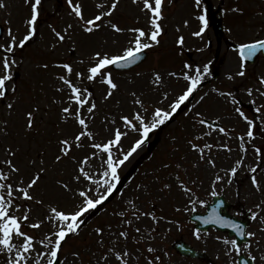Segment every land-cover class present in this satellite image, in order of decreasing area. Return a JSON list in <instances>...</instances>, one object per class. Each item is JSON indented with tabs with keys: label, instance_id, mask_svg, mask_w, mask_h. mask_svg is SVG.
Masks as SVG:
<instances>
[{
	"label": "rangeland",
	"instance_id": "rangeland-1",
	"mask_svg": "<svg viewBox=\"0 0 264 264\" xmlns=\"http://www.w3.org/2000/svg\"><path fill=\"white\" fill-rule=\"evenodd\" d=\"M228 2L227 8L231 5L242 8L243 14L237 17V25L225 22L226 37L234 42H249L254 39L264 38V0H225ZM34 3V0H32ZM77 0H73L76 3ZM82 4L85 19H91L97 14L96 4L104 3L110 5L111 0H79ZM6 8H0V22L6 26V32L0 39V44L7 45L10 42L9 29L12 35L19 40L27 32L25 19L31 14V4L26 0H5ZM150 3L153 4L152 0ZM153 7H155L153 5ZM194 6L191 0H179L172 5L164 6L162 20L160 21L163 32L160 44L147 49L149 59L141 66L128 72L112 73L114 81L119 85L118 90L114 92L113 97L108 101L102 99V95L106 91V86L99 82L89 86L87 82L81 83L80 86H89L90 90L97 100L98 109L90 129L96 133V141H103L109 136L108 129L112 127H121L122 123L119 119L120 115L130 114L133 111L131 91H136L144 101L146 106L167 107L182 91L185 85L183 79L168 77L170 71L179 72L183 68L185 61L201 65L212 61L210 65H214L219 77L212 82L204 85L198 93L195 100L190 104L192 111L186 116L185 112L181 116L176 117L172 123H168L162 129H157L150 141L159 138L154 147L149 149V145L145 144L137 153H134L125 164L120 168V176L127 170L139 164L134 179L129 182L122 195L114 197L107 204L99 208L97 213L85 223V227L81 230L80 235L70 239L63 245V254L61 260L67 257V264H73L71 252L79 251L80 259L75 264H119L115 256L109 255L107 261L102 256L110 247H113L115 236L109 235L108 226L111 225V231L119 234L123 230L121 227L122 218L116 213L128 209L129 216L131 209L127 206V201L133 200L137 208L142 212H153L157 217H164L158 224L154 223L149 216H141L138 220L133 219L131 225H124L128 231L127 240L121 239L116 245L117 251H123L127 247L130 252L129 264H146L145 257L151 255L147 248L151 246L156 249L155 255L161 256V264H237L238 251L231 248L230 245H224L217 237L228 238L226 234H212V232H200L199 237L190 232L193 223L189 221L191 213L196 211H205L206 203L211 201V192L213 191L211 184L214 175L221 170L230 169L235 162L244 155V163L238 169L236 178L233 179L231 185L225 182H219L216 185V192L224 194L229 202L232 203L230 212L233 215H241L242 210L252 209L256 211L254 205L264 199V193L257 192L251 185L250 175L248 171L250 167L260 165L258 170V178L264 181V124L260 121L256 122L255 139L252 143L261 146L262 154L257 158L253 149L249 146L246 154L239 150L238 137L247 131V123L238 116L234 111V105L230 100L213 92V88L220 89L225 92H232L236 98L245 102L255 100V107L264 105V97L253 91L251 96L248 95V88H259V77L264 76V60L257 62L252 67H247L243 77L237 76L240 71V63L237 53L226 48H221L219 57L216 58L215 45L216 40L211 29H207L202 37H196L194 32L199 30V24L194 20L192 13ZM40 13L37 20V35L27 42L23 48H16L14 59L18 62L15 66V75L13 82L17 85L16 98L18 103L14 111L9 114L6 107L7 101H0V123L8 121V135L0 136V159L6 157L5 149L11 146L17 151L14 162L18 163L22 172L31 171L29 161L32 159L39 160V153L43 152L50 171L48 176L41 180L40 187L35 192L38 198L44 200V205L32 204L31 222L36 219L44 220L48 212V205L51 203L60 209H69L75 203L70 194L64 193L56 184V178L69 180L72 175L74 164L68 158L60 164H53L54 156L58 154L57 138L66 134L64 126L60 121V105L53 103L55 99H62V94L56 91L59 82L55 79L57 72L62 69L53 65L57 62H72L76 70H84L87 67L89 57L95 51L108 52L109 55L122 54L123 49L129 46L128 41L131 33H116L109 27H102L101 30L88 34L82 31L78 24V18L70 15L66 0H41L38 6ZM152 13L150 10L144 9L142 0L134 3L133 0H119L117 10L113 13L111 19L113 23L125 29L131 27H143L145 31L150 30L148 23ZM232 16V15H231ZM189 17V18H187ZM226 20H229L226 19ZM185 21L188 24L185 25ZM73 27L69 29L68 36L63 42H59L55 49L52 48L57 43L58 38L52 32V27L57 31H63L68 25ZM230 30V31H229ZM183 36L184 44H177V39ZM68 37H71L69 39ZM209 39H212L214 47L209 50ZM193 52V59L190 60L185 56V52ZM3 55V50H0ZM81 57L85 60V65H78L76 61ZM43 64L49 67L44 69ZM159 71L164 76V83L161 86H153L151 81L154 79L153 73ZM139 73V75H137ZM231 74L233 79H228ZM210 77H206L208 80ZM75 82V81H74ZM170 93L168 99L162 100L163 91ZM264 91V89H261ZM208 93L206 99L197 104L196 101L200 95ZM8 99H12L11 96ZM162 101V102H161ZM36 104L40 106V112L37 114L35 127L27 135L24 132L25 119L24 111L29 110ZM238 106V105H237ZM240 107V106H239ZM245 114L255 119L261 114L255 113L254 109H244ZM188 111V108L186 112ZM201 113L200 118L216 119L223 127L229 130L228 136L213 131L211 137L206 136L204 140L195 141L203 145L204 143L219 144L227 143L232 149L231 152L214 148L212 156L216 161V168L209 167L206 163H202L199 168H194L193 164L198 160V154L190 148L188 140L201 132L211 131L209 127L201 126L196 123L195 114ZM108 121L115 120L116 124L112 125ZM264 120V116H261ZM254 129V130H255ZM73 129L67 128V132ZM157 131V132H156ZM158 133V134H157ZM255 133V132H254ZM260 135L262 138H260ZM173 137L176 139L174 140ZM230 137V138H229ZM136 138L134 133L129 132L128 136L122 141L123 148L127 149ZM91 151L90 148L73 149V155L80 157ZM165 156L166 160H161ZM168 161H170L168 163ZM95 171L98 161H91ZM168 163L170 168H163L162 164ZM180 163L181 169H176L175 165ZM179 172L180 178L185 183L191 185V180H196L193 190L196 192L200 200L206 203H197L194 207L187 202V198L176 187L174 175ZM165 183L172 185L171 191L161 190ZM141 185L142 187H137ZM187 207L188 211H183ZM181 211L177 212L176 209ZM23 208L20 209L22 214ZM264 215V213H262ZM179 221V225L169 224L166 221ZM101 226L105 229L104 246L101 247L97 241L99 237L94 232V228ZM140 228L141 232L137 233L136 228ZM155 228V231L152 229ZM264 224L260 220H253L249 228V232H255L256 236L251 241V248L245 250L247 255L256 256L255 264H264ZM52 229V225L47 221L41 227L35 230L38 237H42ZM170 229V230H169ZM25 231H33L25 229ZM135 237V239H133ZM182 237L189 242L195 249H199L208 254L211 258L210 262L200 259L187 258L179 255L172 247L175 239ZM230 239V238H228ZM259 241V243H257ZM229 249L231 251L229 252ZM226 252L228 254L226 255ZM167 253V255H165ZM250 253V254H249ZM0 264H4L3 257H0Z\"/></svg>",
	"mask_w": 264,
	"mask_h": 264
},
{
	"label": "snow or ice",
	"instance_id": "snow-or-ice-1",
	"mask_svg": "<svg viewBox=\"0 0 264 264\" xmlns=\"http://www.w3.org/2000/svg\"><path fill=\"white\" fill-rule=\"evenodd\" d=\"M69 8L71 9L70 15L78 18V24L83 32L92 34L94 31L101 30L102 27H109L116 33H131V38L128 41L129 46L123 49L122 54L109 55L108 52L95 51L91 57H89L87 67L84 70H76L72 62H57L53 66L62 69V72H57L55 79L59 82L56 87V91L62 94V99H55L53 103L60 105V121L66 126L64 131L66 134L57 138L58 154L54 156L53 164H60L65 158H68L74 164L72 175L69 180L63 178H56L55 184L64 192L71 195L72 200L75 202L69 209H60L53 204H49L47 215L44 220L36 219L35 222H31V213L33 211L32 204L44 205V200L38 198L35 190L40 187L42 179L48 176L50 168L44 159V153H39V160L32 159L29 161L31 171L27 173V176L22 172L21 166L14 162L17 156V151L11 146L6 147V157L0 159V257H3L4 264H67V257L61 260L63 254V243H66L70 234L78 236L82 227L85 225L86 220L95 211H98L100 207L112 197L118 189V185L121 183L120 168L125 162L137 153L150 139V134L155 130L160 129L161 126H166L170 123L175 115L181 110L183 105L188 108V104L191 99H195L194 93L202 86L203 81L207 76L211 75L209 65L207 64L194 65L187 61L184 62L183 68L177 71H170L167 73L168 77L176 78L177 80L183 79L185 81L184 88L181 93L165 108L159 106H146L144 99L137 94L136 91H131L133 111L130 114L120 115L119 119L122 123L121 127H112L108 129L109 136L103 141H96V133L90 129L96 110L98 109L97 100L90 90L91 85L99 82L106 86V91L102 95V99L106 102L113 97L114 92L118 90L119 85L114 81L112 73L107 71L109 66H116L118 68H128L131 65L141 60L142 53L146 49L153 48L160 44L159 37L163 32L160 21L162 20V4L163 0H154L155 7H153L150 0H142L144 9L150 10L152 13L149 18L150 30L145 31L143 27H131L123 28L118 26L117 23H113L111 19L113 13L117 10L119 0H111L110 5L104 3H97V14L91 19H85L82 4L77 0L73 3V0H66ZM134 3H138L139 0H133ZM26 3L31 4V14L25 19L24 23L27 27V32L22 39L16 42V37L12 35L11 29H9L10 42L7 45L0 44V50H3V55H0V101H7L6 107L9 114L15 110L17 103L16 98L17 85L13 82L15 75L14 68L18 62L13 58L16 48H23L27 42H30L37 35V20L40 15L38 6L41 4V0H26ZM202 0H195V6L201 7ZM5 0H0V8H6ZM231 11L243 13V9L236 7ZM200 21V28L194 32L196 37H202L209 25V19L207 16V10L197 17ZM185 25L188 21L184 22ZM73 27L72 24H68L63 31H57L55 27H52V32L55 37L58 38L57 43L52 45L55 49L59 42H63L68 36L69 29ZM230 31V30H229ZM71 39V37H68ZM177 44L183 46L184 37L180 36L177 39ZM235 50L238 52L241 59L240 71L236 73L237 76L243 77L245 75V62L256 57L258 53L264 54V38L254 39L249 42H243L236 45ZM78 65H85L83 57L76 61ZM42 68L47 69L48 64L41 65ZM139 75V73H137ZM154 79L151 81L153 86H161L164 83V76L159 72L153 73ZM228 79H233L232 75H228ZM75 81V82H74ZM87 82L89 86H80L81 83ZM259 88H248L247 93L249 96L256 91L260 96L264 97V76L259 77ZM213 92L218 96L230 100L234 105V111L240 118H242L248 125L247 131L238 137L239 150L241 153L246 154L248 147L250 146L257 158L261 157L262 148L252 143L255 139L254 129L256 122L260 121L264 124V120L261 116H264V105L255 107V113L261 114L256 116L255 119L250 118L245 114L244 110L239 105V101L232 92L221 91L220 89L213 88ZM170 93L163 91L162 100L168 99ZM208 93L200 95L196 101L197 104L203 102ZM11 96L12 99H8ZM162 102V101H161ZM255 105V100L251 101ZM195 105L192 106L194 108ZM192 108H188L185 112L187 116ZM40 112L39 104H36L29 110L24 111L25 126L24 132L27 135L34 127L37 118V114ZM201 113L195 114L196 123L201 126H208L211 131L201 132L200 134L188 140L190 148L198 154V160L193 164L194 168H199L202 163H206L209 167L215 169L216 161L212 156V150L217 148L219 150H226L231 152L232 149L227 143L211 144L196 143L195 141L204 140L206 136L211 137L212 132L216 131L229 135V130L218 123L213 124L210 121L200 118ZM219 120V117H217ZM106 126L107 123L112 125L116 124L115 120L108 121L105 117ZM67 128L73 129L67 132ZM129 132L134 133L136 138L127 149L123 148L122 141L128 136ZM8 133V121L5 120L0 123V136H7ZM230 138V137H229ZM175 140L176 138L173 137ZM90 148L91 151L80 157L73 155V149ZM98 161V166L95 171H92V160ZM244 163V155L241 156L235 162V165L227 170H221L223 174L218 171L214 175L211 187L213 191L212 196H217L216 185L219 182H225L231 185L233 179L236 178L238 169ZM162 167L167 169L171 165L168 163L162 164ZM176 169H181L182 165L177 163ZM260 165L250 167L248 171L251 173L250 181L251 185L257 192L264 193V181L258 178V170ZM176 181V187L187 198L188 204L193 207L199 203H206L204 200H200L196 192L193 190V186L196 185V180H191V185L185 183L180 178L179 172L174 175ZM137 187H142L138 185ZM171 191L172 185L165 183L163 190ZM122 195V193H121ZM128 208L131 209L130 215L133 219L138 220L141 216H149L154 223L158 224L160 220H164V217H157L153 212L140 211L133 200L126 202ZM220 205L224 204L223 200L218 202ZM256 211L249 209L253 220L259 219L261 224H264V199L254 205ZM24 211L20 213V209ZM177 212L181 211L180 208L176 209ZM183 211H188L185 207ZM116 215L122 218L121 227L123 230L119 231V234L111 231V225L108 226L109 235L115 236V240L112 242L113 247H110L107 252L104 253L102 259L107 261L109 255L115 256L119 264H129V256L131 255L127 247L124 250L117 251L116 245L123 239L127 240L128 231L124 228V225H131L133 219L127 218L129 216L128 209L122 210ZM204 224H226L234 229L235 234L239 237H255V232L246 231L245 226L238 223L235 220H230L226 216L220 215V213L213 208L212 213L206 217H198ZM47 221L52 225V229L42 237H38L35 234V230L39 229L43 223ZM169 224L179 225V221H166ZM25 229H31L33 231H25ZM170 230V229H169ZM137 233L141 232L140 228H136ZM155 231V228L152 229ZM264 231V228H261ZM94 232L99 237L97 243L103 247L104 232L105 229L101 226L94 228ZM197 237L200 235V229H196L194 233ZM135 239V237L133 238ZM218 240L222 239L224 245H230L231 248L239 251V245L236 239H228L217 237ZM259 243V241H257ZM245 250L251 248V242H247L244 245ZM148 253L151 255L145 257L146 264H161V256L155 255L156 249L149 246L147 248ZM231 249H229V252ZM228 252H226V255ZM250 254V253H249ZM167 255V253H165ZM73 257V264L80 259L81 253L79 251L71 252ZM251 259L255 261L256 256H252ZM264 259V257H261Z\"/></svg>",
	"mask_w": 264,
	"mask_h": 264
},
{
	"label": "water",
	"instance_id": "water-1",
	"mask_svg": "<svg viewBox=\"0 0 264 264\" xmlns=\"http://www.w3.org/2000/svg\"><path fill=\"white\" fill-rule=\"evenodd\" d=\"M214 20V19H213ZM213 23V25H214V27H215V29L218 31L219 29H221V25L219 24V23H217V22H215V21H213L212 22ZM0 35H1V28H0ZM143 59V57L141 58V60ZM140 61V60H139ZM116 67V66H115ZM130 174H131V172H129L127 175H125V177H124V180L123 181H125L129 176H130ZM217 203L219 202V201H216ZM213 206L214 205H211L209 208V211H208V213L206 214V216H209L211 213H212V210H213ZM211 225H216L217 227H219V224H215V223H209V224H206L205 226H211ZM222 229H226V230H229L231 233H235V231H234V229L233 228H231V227H229V226H227L226 224H223L222 225ZM239 237V236H238ZM240 238V237H239ZM184 248V247H183ZM184 250V252L185 253H187V254H192V255H195V253L194 252H190L189 250H187V249H183ZM242 260V263L241 264H251V262H250V260H248V259H241Z\"/></svg>",
	"mask_w": 264,
	"mask_h": 264
},
{
	"label": "flooded vegetation",
	"instance_id": "flooded-vegetation-1",
	"mask_svg": "<svg viewBox=\"0 0 264 264\" xmlns=\"http://www.w3.org/2000/svg\"><path fill=\"white\" fill-rule=\"evenodd\" d=\"M202 3L204 4V2H203V0H202ZM222 4H223V2H222V0H221V4H220V6L217 8V12L218 13H221V14H223L222 12H224V9H223V7H222ZM205 5V4H204ZM197 11H200V9L199 8H197ZM195 15H200V14H195Z\"/></svg>",
	"mask_w": 264,
	"mask_h": 264
}]
</instances>
